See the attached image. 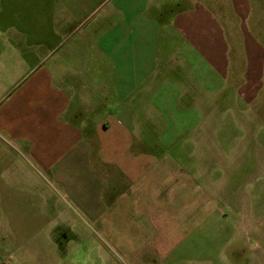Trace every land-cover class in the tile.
<instances>
[{"label": "crops", "instance_id": "crops-1", "mask_svg": "<svg viewBox=\"0 0 264 264\" xmlns=\"http://www.w3.org/2000/svg\"><path fill=\"white\" fill-rule=\"evenodd\" d=\"M0 212V264H264V0H0Z\"/></svg>", "mask_w": 264, "mask_h": 264}, {"label": "rangeland", "instance_id": "rangeland-1", "mask_svg": "<svg viewBox=\"0 0 264 264\" xmlns=\"http://www.w3.org/2000/svg\"><path fill=\"white\" fill-rule=\"evenodd\" d=\"M82 30V29H81ZM81 32V31H79ZM76 39H78V37H74V40L76 41ZM92 73H95V74H92L96 77H98V70H91ZM153 151H156V153H159L160 154V151L162 152L161 149H156V150H153ZM259 153V151L257 150V148H253L251 150V156L254 154V153ZM2 216L3 214L0 212V224H1V220H2ZM117 223L119 224H122L124 223L125 221L123 220V214L120 215V218L117 217V220H116ZM0 232H1V229H0ZM125 238V240H129V238L131 239L130 237V234L129 235H125L123 236ZM1 247V246H0ZM104 247V252H105V255H106V264H136L132 261L129 260V255L131 252L135 251V250H138V249H142L141 247V244H127V245H114V244H109V242H106L105 245L103 246ZM178 248L176 249L175 253L178 254ZM146 257V256H144ZM175 261H171V262H167L166 264H178L177 260L174 259ZM150 264H153L152 263V258L150 259ZM154 264H162L161 262H155Z\"/></svg>", "mask_w": 264, "mask_h": 264}]
</instances>
